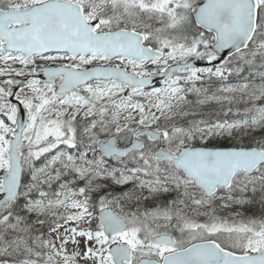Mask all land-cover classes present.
Here are the masks:
<instances>
[{
	"label": "snow or ice",
	"instance_id": "1",
	"mask_svg": "<svg viewBox=\"0 0 264 264\" xmlns=\"http://www.w3.org/2000/svg\"><path fill=\"white\" fill-rule=\"evenodd\" d=\"M257 202L264 0H0V264H264Z\"/></svg>",
	"mask_w": 264,
	"mask_h": 264
},
{
	"label": "flooded vegetation",
	"instance_id": "2",
	"mask_svg": "<svg viewBox=\"0 0 264 264\" xmlns=\"http://www.w3.org/2000/svg\"><path fill=\"white\" fill-rule=\"evenodd\" d=\"M195 63H196V66H198V67H204V66L209 67V66H211V65H208L205 61H195ZM41 78H43V77H41ZM155 79H158V77ZM160 81L161 80H158L155 82L157 86H159ZM224 83H229V81H226ZM197 86L198 87L203 86L206 88L210 87L211 92H216L217 88L221 87L222 84H221V82L216 81L215 78H213L212 81H209L207 78H205L203 81H198ZM217 94H220V93H217ZM189 99H194V97L190 96ZM12 100H13V102H15V98ZM228 107H231V106L227 102H225L223 104H217L215 102H212L209 105L205 106L204 110L205 111L216 110L217 112H219L220 109H224L226 111ZM220 116H221V118H223V112H220ZM225 141H227V140H225ZM225 141H222V142L223 143H231L230 141H228V142H225ZM248 195L251 196L252 193L249 192ZM256 196H257V200H258L259 194L257 193ZM241 211H242V216L235 218L237 221H239L240 219H243V218H250V217L259 219L262 216H264V208H262L258 202L246 206L244 209H241ZM99 215H100V209H99V206H97L94 209V218L95 219L93 222V227L95 226V223L98 220ZM68 247H69V251H71L73 246L70 244Z\"/></svg>",
	"mask_w": 264,
	"mask_h": 264
},
{
	"label": "trees",
	"instance_id": "3",
	"mask_svg": "<svg viewBox=\"0 0 264 264\" xmlns=\"http://www.w3.org/2000/svg\"><path fill=\"white\" fill-rule=\"evenodd\" d=\"M231 82L233 83V84H235V83H237V81L236 80H231ZM235 106L238 108V109H240L241 111L243 110V108L245 107V105H243V104H235ZM230 118H232V117H230ZM235 118V117H234ZM225 142H228V141H225Z\"/></svg>",
	"mask_w": 264,
	"mask_h": 264
},
{
	"label": "water",
	"instance_id": "4",
	"mask_svg": "<svg viewBox=\"0 0 264 264\" xmlns=\"http://www.w3.org/2000/svg\"><path fill=\"white\" fill-rule=\"evenodd\" d=\"M162 78V77H161Z\"/></svg>",
	"mask_w": 264,
	"mask_h": 264
}]
</instances>
